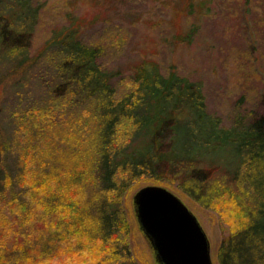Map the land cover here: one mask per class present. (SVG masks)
<instances>
[{
  "label": "trees",
  "instance_id": "1",
  "mask_svg": "<svg viewBox=\"0 0 264 264\" xmlns=\"http://www.w3.org/2000/svg\"><path fill=\"white\" fill-rule=\"evenodd\" d=\"M180 1L187 14L208 10L204 0ZM39 9L33 0H0V264L94 255L115 237L122 199L143 180L233 210L238 216L227 219L218 262L264 264V113L223 126L206 108L201 80L174 65L162 72L146 56L133 66L129 89L117 94L113 79L121 71L103 68V47L81 40L80 17H69L31 52ZM195 27L169 36L191 42ZM36 86L45 117H29L28 106L5 120L1 98H31ZM59 120L76 139L90 136L87 155L76 139L55 146ZM46 150L58 164L45 160L44 170L36 160Z\"/></svg>",
  "mask_w": 264,
  "mask_h": 264
},
{
  "label": "rangeland",
  "instance_id": "2",
  "mask_svg": "<svg viewBox=\"0 0 264 264\" xmlns=\"http://www.w3.org/2000/svg\"><path fill=\"white\" fill-rule=\"evenodd\" d=\"M204 1L203 9L208 10L198 15L197 11L187 14L180 0H33L40 9L30 50L37 51L51 31L67 24L69 17H80L81 40L103 47L98 59L103 68L121 71L113 79L117 94L129 89L135 63L141 57H152L158 60L162 72L174 65L180 75L201 80L207 110L229 127L237 119L248 121L264 113V0ZM190 24H195L197 29L192 41L174 43L169 35L187 29ZM31 91L34 94L31 98L2 97V117L12 120L10 110L21 113L28 106L34 110L29 117H38L37 122L45 117L42 110L45 105L35 99L41 89L36 86ZM65 109L66 116L70 109ZM54 114L61 115L62 111ZM55 123L57 130L52 132L55 146L65 147L76 139L71 124L65 120ZM75 142L87 155L90 136L85 134ZM47 155V150L43 156L39 152L36 160L37 166H43L44 170L50 161ZM40 157L44 159L41 161ZM51 159L54 163L50 161V165L58 164L56 157ZM148 184L154 183L143 180L133 184L123 197V222L115 237L106 240L107 245H100L94 255H79L80 258L66 261L57 255L51 264H96L97 261V264H159L139 226L133 204L135 192ZM161 186L177 195L196 216L208 238L212 263L220 264L216 254L229 232L227 219L233 221L238 215L233 210L222 211L211 201L206 205L194 200L175 184ZM114 244L121 251L113 254L110 245Z\"/></svg>",
  "mask_w": 264,
  "mask_h": 264
},
{
  "label": "water",
  "instance_id": "3",
  "mask_svg": "<svg viewBox=\"0 0 264 264\" xmlns=\"http://www.w3.org/2000/svg\"><path fill=\"white\" fill-rule=\"evenodd\" d=\"M133 204L159 264H213L205 231L172 191L148 184L135 192Z\"/></svg>",
  "mask_w": 264,
  "mask_h": 264
}]
</instances>
